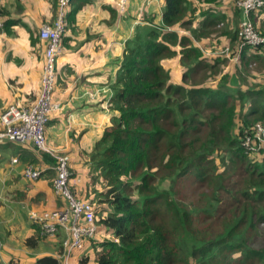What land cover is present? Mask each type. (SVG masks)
Returning <instances> with one entry per match:
<instances>
[{"label":"trees","instance_id":"16d2710c","mask_svg":"<svg viewBox=\"0 0 264 264\" xmlns=\"http://www.w3.org/2000/svg\"><path fill=\"white\" fill-rule=\"evenodd\" d=\"M133 1L123 13L115 4L112 19L136 20ZM196 1L165 0L160 13L146 10L125 42L107 99L110 125L84 153L102 189L80 195L71 187L100 207L99 234L85 242L79 264H264V243L257 241L264 236V147L250 152L244 145L256 124L264 126V83L247 80L238 87L224 73L228 58L217 43L228 39L236 51L240 9L230 24L214 10L224 0ZM76 2L66 12V31ZM5 11L0 8V16ZM251 18L264 36V8ZM205 38L211 39L208 53L200 46ZM177 57L185 68L179 84L164 66ZM239 63L242 72L264 80V46L246 47ZM242 72L235 73L238 79ZM41 154L55 171L56 160ZM216 155L229 158L230 168L219 172ZM182 184L191 190L189 204L176 197ZM30 223L33 234L24 245L40 252L47 248L45 236ZM106 231L111 237L103 240L99 235ZM60 235L49 247L62 255L67 236ZM37 264L60 263L46 256Z\"/></svg>","mask_w":264,"mask_h":264},{"label":"crops","instance_id":"0c3cea01","mask_svg":"<svg viewBox=\"0 0 264 264\" xmlns=\"http://www.w3.org/2000/svg\"><path fill=\"white\" fill-rule=\"evenodd\" d=\"M55 1L0 0V8L6 9L4 17L0 16V116L16 101L31 106L39 97L45 44L41 39L35 45L33 41L45 23L56 19L59 6L56 8ZM115 2L77 0L78 11L66 31L57 62L58 87L62 89L57 88L55 97L62 108L48 122L46 136L51 147L68 155L75 177L80 175L71 180L80 195L84 176L78 168L86 165L84 153L93 143L83 129L89 125L87 123L96 122L104 106L107 109V97L111 93H99L98 102L91 103L85 91L87 83L94 81L97 82L94 86L103 87V79L111 76L116 66L120 68L125 42L141 22L144 12L160 13L165 4V0L133 1L131 9L137 10V18L129 22L119 15L112 19ZM208 42L205 38L200 46L206 47ZM100 134L95 132L92 137ZM14 159L18 161L13 162ZM31 163L43 170L44 176L38 181L23 177L25 166ZM54 176L52 165L44 161L43 154L33 144H0V264H37L42 257L58 258L59 253L51 247L58 245L62 235L45 237L47 248L40 252H33L24 245L25 239L33 234L29 210H55L62 206L53 191Z\"/></svg>","mask_w":264,"mask_h":264},{"label":"built area","instance_id":"2783aa9c","mask_svg":"<svg viewBox=\"0 0 264 264\" xmlns=\"http://www.w3.org/2000/svg\"><path fill=\"white\" fill-rule=\"evenodd\" d=\"M70 2L71 0H59L56 19L40 28L39 35L45 44V50L42 88L38 99L31 106L16 101L0 116V144L8 142L21 145L33 144L39 152L46 153L56 160L53 191L61 198L64 205L55 210H29L28 215L32 222L40 225L41 234L45 237H56L60 229L66 231L63 254L58 256L60 264H71V257L84 250L85 242L96 238L99 234L96 204L82 200L71 188L73 173L70 169V159L68 155L51 147L46 136L48 122L53 114L62 108L55 97L58 85L56 65L63 50L61 42L62 36L66 33V12ZM128 3L129 0L115 2L120 13L125 12ZM236 5L241 11L243 20L238 31L240 42L236 51H231L229 47L225 49V56L230 61H239L246 47L264 46V36L256 30L251 18L252 13L264 8V0H238ZM244 145L250 152L264 147L262 124H256L253 133L246 134ZM17 161V159L13 160V162ZM42 174L43 170L33 165H28L23 170V177L28 181H38Z\"/></svg>","mask_w":264,"mask_h":264},{"label":"rangeland","instance_id":"374dc122","mask_svg":"<svg viewBox=\"0 0 264 264\" xmlns=\"http://www.w3.org/2000/svg\"><path fill=\"white\" fill-rule=\"evenodd\" d=\"M192 1L194 3L197 2L196 0H192ZM237 1L238 0H224L223 3L220 6H218V9L215 8L214 10L215 11L217 10L216 12H219L220 14L226 15L227 16V20H228V22H230V24H233L235 21L238 20V28H239L240 24H241V21L243 20V16L240 19L238 18L237 20H234V18H235V9L236 10L239 9L238 6L236 5ZM68 10H69V8H68ZM199 20H200V12L197 13V21H199ZM197 21L194 22V27H195V24H198ZM208 40H209L208 43L210 44V42H211L210 40L211 39H208ZM217 42H218V40L215 43H217ZM221 42L217 43L218 44L217 45L218 53L220 52V53H222V55L223 54L226 55L225 54V49L227 47H229L230 50L233 51L231 46L228 43H225V42H229L228 39H223V40H221ZM203 48H204V45H203ZM123 50H124V48H123ZM204 50H205V48H204ZM205 51L208 53L209 50L206 49ZM218 53H214V54L218 55ZM164 66L166 67V69H168L171 72L172 82L173 83L179 84V83L182 82L183 73L185 71V68L180 63V57L165 61L164 62ZM239 66H241V64L239 63L238 60L237 61L228 60V64L225 65L224 73H229V74H232V76H233L232 81L230 82V84L239 87V86L244 85L247 82V80H248V83L250 82L249 83L250 85L251 84L252 85L253 84L262 85L264 83V80L262 79V77H257V78L254 79L250 75H247L246 73L242 72V69ZM118 67H119V65H118ZM118 67L116 66L113 69L114 71L112 72V75L109 76L108 78L106 76H104V78H107V79H103V83L101 84L103 87L99 88V87L94 86V85L97 84V82H94V81H91V82L87 83L85 91H87V95L90 96V102L91 103H93V102L97 103L98 102L99 93L108 94L109 91L111 92V85L114 83V81L116 80V76L118 75V70H119ZM237 68H238L239 72H242V75H243L244 79H238V76L235 74L238 71ZM56 71H57V74H58V63L56 65ZM67 80L68 79H66V81ZM74 82H76V81H74ZM57 88H59V90L62 89V88L58 87V85H57ZM112 93L108 97V99H110L112 97V95H113ZM102 100H103V98H102ZM111 116H112V112L110 111V109L109 108L106 109V106H104V110L102 111V113H100V116L98 117L96 122H94V123H93V121L89 122V123L85 122V123H87L89 125H85V128L83 127L84 128L83 130H86L88 132V133L87 132L86 133L89 134V136L92 138L90 141L95 142L96 138L92 137L93 135H95V132L96 133H103L105 128H107L110 125L109 121H110ZM84 121H85V119H84ZM86 160H89V158L86 157ZM216 160H217L216 162H217V164L219 166V172L223 171V170H226V169H229L230 166H231L229 163H228V165L226 164L228 161H230L229 158H225V159L221 160V157L216 155ZM73 163L74 162H72V164ZM85 163H86V165H83V169H81V167L78 168L80 170L79 172L81 173V175L84 176L83 178H81V183H80V185L82 187V195H84V194L86 195V193H92L94 188H95V190H97V189L101 190L102 189V186H101L102 181H100V182L99 181L98 182H94L93 181L94 176L96 177L97 175H94L92 173L93 172L92 168H91L92 164L89 161L88 162L85 161ZM75 164H77V163L75 162ZM81 166H82V164H81ZM70 168L73 169V166L71 165V162H70ZM75 175L76 174L74 173V177H75ZM78 176H80V175H78ZM77 177H75V178H77ZM71 183H72V181H71ZM72 186L73 185L71 184V187ZM166 187H167V185H166ZM176 190H177V193H176L177 199H181L185 204H189L190 202L193 201V199L191 198V194H192L191 190L188 189L187 187L183 186V184L181 185V187L180 186L177 187ZM94 198H95V196H94ZM58 199L61 201L62 206H63L64 203L62 202L61 198L58 197ZM91 202H93V201H91ZM96 206H97V208L99 210L100 209L99 205L96 204ZM59 232L64 233L65 237H66V231L64 229H60ZM110 235L111 234L106 231L105 233L101 232L99 236L103 237L101 239L105 240L106 238L111 237ZM257 241H261L262 243H264V236L259 237V239L257 238ZM78 253L79 252H77L76 254H74L71 257V260H70L71 264H79V262L81 260V257H82V254L77 255Z\"/></svg>","mask_w":264,"mask_h":264}]
</instances>
